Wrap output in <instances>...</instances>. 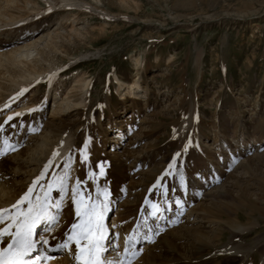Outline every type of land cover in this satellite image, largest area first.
<instances>
[{
	"label": "rangeland",
	"instance_id": "obj_1",
	"mask_svg": "<svg viewBox=\"0 0 264 264\" xmlns=\"http://www.w3.org/2000/svg\"><path fill=\"white\" fill-rule=\"evenodd\" d=\"M133 79L147 95L121 99ZM0 125V207L67 173L45 249L79 181L107 260L264 264V0H0Z\"/></svg>",
	"mask_w": 264,
	"mask_h": 264
},
{
	"label": "snow or ice",
	"instance_id": "obj_2",
	"mask_svg": "<svg viewBox=\"0 0 264 264\" xmlns=\"http://www.w3.org/2000/svg\"><path fill=\"white\" fill-rule=\"evenodd\" d=\"M5 107H8V105H5ZM16 115H20V113H16ZM10 120H12L11 116L8 117L5 123ZM2 128L3 125H0V129ZM86 147L87 141L85 149ZM0 154H5V152L0 150ZM53 155H56V153ZM81 155L83 160L87 161L84 150H82ZM176 155H179V153ZM50 165L51 161L44 165V170L33 181L32 186L10 208H0V224H4L3 227H0V264H33L29 257L38 247L42 252L47 250H70V245L73 242L76 245L74 254L76 264H122L120 261L107 260L103 256L108 251V247L104 244L108 237L105 234L103 223L107 204L91 201L90 198L85 200L82 195L80 199H77L79 181L72 187L71 192L72 202L76 206V216L80 218V222L71 225L70 234H66L63 243L55 245L53 249L42 247L47 246L49 241L43 237L37 238L36 229L41 223L53 224L57 220V216L53 215L49 208L53 206L58 210L63 203L62 200H57L53 204L51 192L53 188H57L61 194L67 191V173H65L64 176L48 182L47 190L43 191V196L37 195L35 202L31 199L34 187L45 175ZM99 167V175L103 176L104 168L103 166ZM169 167L171 168L173 165L170 164ZM89 175L91 177L94 174L90 173ZM25 203H27V207H21ZM157 211H159V208H157ZM125 252L128 253L127 248H125ZM130 255L135 256L136 253L133 252ZM49 258L47 255L37 256L36 260L44 261Z\"/></svg>",
	"mask_w": 264,
	"mask_h": 264
},
{
	"label": "bare ground",
	"instance_id": "obj_3",
	"mask_svg": "<svg viewBox=\"0 0 264 264\" xmlns=\"http://www.w3.org/2000/svg\"><path fill=\"white\" fill-rule=\"evenodd\" d=\"M32 26V25H31ZM35 26V25H34ZM39 26V25H38ZM37 29V28H36ZM35 29V30H36ZM34 30V29H33ZM29 31V30H28ZM138 78V77H137ZM135 79V78H134ZM134 79H133V82H131L130 84H128L127 85V87L125 88V90H124V92L123 93H121V99H125V98H131V99H134V98H137V96H139V97H141V96H146L147 95V88H145V89H141L140 88V86H139V84L137 83V81H134ZM144 88V87H143ZM149 92V91H148ZM126 95H128V96H126ZM62 106V105H61ZM61 106H59V105H57V104H54V106L53 107H55V108H59V107H61ZM54 111V110H53ZM56 111V110H55ZM52 113H54V112H52ZM66 143H67V140H65L64 142H63V147L61 146V148L59 149V153L60 154H63V152L66 150ZM60 154H58V155H60ZM36 180V179H35ZM33 181H34V179L30 182V184H29V186H28V188L30 187V186H32V184H33ZM28 188H27V190H28ZM44 188L45 187H43V188H41V190L39 189V192L38 193H36V195H41L42 193H43V191H44ZM27 190L25 191V192H27ZM33 190H36L35 189V187H34V189ZM24 192V193H25ZM23 193V194H24ZM23 194H21L20 195V197L23 195ZM20 197H18V199L20 198ZM18 199H16V201L18 200ZM31 199H32V196H31ZM15 201V202H16ZM14 204V203H13ZM23 207V206H22ZM0 208H2V207H0ZM5 223H7V222H5ZM4 226V224H0V227H3ZM38 228V227H37ZM108 228V227H107ZM37 230V229H36ZM132 235H134V236H132L131 237V240H133V237L135 238L136 236V234H132ZM44 236H46V234L44 235ZM38 238V237H37ZM7 239V238H6ZM6 246V245H5ZM118 246V245H117ZM53 249V248H52ZM124 251V250H123ZM50 252V251H49ZM51 252H52V250H51ZM134 251H129L128 253H126V252H124L123 254H121L120 256H119V260L118 261H120V262H122V264H124V263H127V262H129L134 256H131L130 254L131 253H133ZM74 254H75V252L73 253V259H74ZM44 255H47L48 257H50L49 259H47V260H44V261H38V260H36V257L37 256H44ZM55 257H57V256H55ZM54 257V258H55ZM32 261H33V264H51L49 261L51 260V259H53V256H49V254H47L45 251L44 252H42L41 250H39V249H37L35 252H33L32 254H31V256L29 257ZM115 258H112V259H108V260H111V261H116V260H114ZM52 262L54 263L55 261H53L52 260ZM74 262H76L75 261V259H74ZM55 264V263H54Z\"/></svg>",
	"mask_w": 264,
	"mask_h": 264
}]
</instances>
